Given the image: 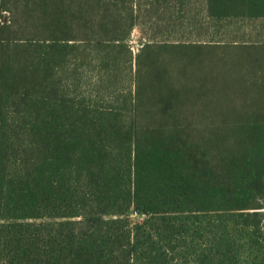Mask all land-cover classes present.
<instances>
[{
	"label": "trees",
	"instance_id": "trees-1",
	"mask_svg": "<svg viewBox=\"0 0 264 264\" xmlns=\"http://www.w3.org/2000/svg\"><path fill=\"white\" fill-rule=\"evenodd\" d=\"M136 1L0 0V264H230L246 222L260 232L245 211L264 198V91L226 98L242 122L227 128L167 123L185 116L130 93L104 107ZM203 10L264 20V0ZM84 45L105 70L89 102Z\"/></svg>",
	"mask_w": 264,
	"mask_h": 264
},
{
	"label": "rangeland",
	"instance_id": "rangeland-1",
	"mask_svg": "<svg viewBox=\"0 0 264 264\" xmlns=\"http://www.w3.org/2000/svg\"><path fill=\"white\" fill-rule=\"evenodd\" d=\"M134 7L135 23L126 43L132 59L127 50H116L115 81L101 91L104 107L119 108L124 94L130 93L145 102L143 111L165 108L185 116L165 121L170 124L227 128L242 123L234 120L236 114L226 98L264 91V20L213 21L206 17L203 0H138ZM84 46L88 56L80 66L81 89L89 102L98 99L97 83L105 70L98 64L97 49ZM138 87H142L139 95ZM159 92L180 97V102L157 107L153 99ZM256 208L245 213H257L260 232L251 235L252 219L246 222L240 255L230 264H264V198ZM130 218L134 223L145 219ZM236 227L234 220L227 219L230 242L237 240Z\"/></svg>",
	"mask_w": 264,
	"mask_h": 264
}]
</instances>
